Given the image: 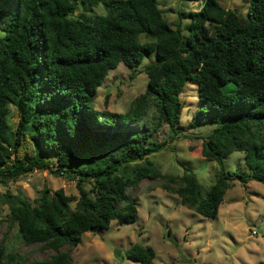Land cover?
<instances>
[{"label": "trees", "instance_id": "obj_1", "mask_svg": "<svg viewBox=\"0 0 264 264\" xmlns=\"http://www.w3.org/2000/svg\"><path fill=\"white\" fill-rule=\"evenodd\" d=\"M244 1L251 4L248 16L204 0L188 15L184 37L158 0H81L85 10L104 6L106 15L95 17H74L76 0H0V184L49 170L76 181L79 191L74 197L45 188L34 201L4 195L8 213L0 224L17 225L25 245L56 254L29 262L1 241L0 264H73L61 251L65 245L78 247L85 233L113 222L137 221L138 199L128 190L145 179H165L183 206L210 219L232 181L264 184V0ZM150 56L147 88L130 110L99 111L97 93L110 72L137 69ZM190 81L202 103L193 126L219 125L202 145V156L219 167L208 190L189 170L162 175L150 158L167 144L154 141L162 126L179 134L180 95ZM12 108L19 117L14 128ZM234 152L245 153L249 176L226 170L224 159ZM82 159L87 166L74 167ZM156 256L140 244L125 254L140 264Z\"/></svg>", "mask_w": 264, "mask_h": 264}, {"label": "rangeland", "instance_id": "obj_2", "mask_svg": "<svg viewBox=\"0 0 264 264\" xmlns=\"http://www.w3.org/2000/svg\"><path fill=\"white\" fill-rule=\"evenodd\" d=\"M76 1L80 4L74 17L107 13L103 5L89 6L85 10L81 0ZM218 1L226 10L244 16L251 12V4L244 0ZM158 4L172 27L180 28L187 37L191 23L188 15L201 10L204 0H158ZM4 37L5 32L0 29V39ZM140 41L145 43L148 39L142 35ZM154 59V56L145 58L137 69L120 66L111 71L98 90L96 108L127 113L145 92L149 80L145 69ZM180 99L183 110L179 134L175 135L167 125L162 126L154 135V141L167 144L150 158L162 175L182 176L189 170L208 190L216 182L219 167L215 160L202 156V145L219 125L193 126V117L202 107L197 82H187ZM18 121V113L12 108L10 123L13 128ZM173 136L175 140L170 141ZM224 163L231 175H250L244 152L226 156ZM73 165L84 168L87 161L82 159ZM166 184L165 179H145L128 190L138 199L139 216L135 223L119 225L113 222L110 229L85 233L78 247L65 245L61 251L70 254L73 264H140L125 257L126 251L135 244L156 251L157 256L150 264H264V184L251 181L243 185L232 181L219 215L212 219L183 206L177 194L165 189ZM85 187L89 190L90 185ZM45 188L52 191L63 188L68 195L79 197L76 181L49 170H35L16 181L0 184V219L8 213V205L2 201L4 195L24 194L34 201ZM1 241L7 252H18L29 262L49 259L56 254L53 250L42 249L40 244L25 245L18 226H8L5 221L0 224ZM117 251H121L123 257H118Z\"/></svg>", "mask_w": 264, "mask_h": 264}]
</instances>
